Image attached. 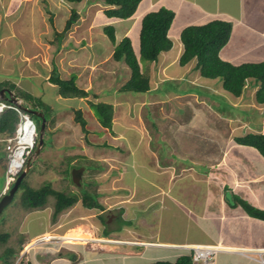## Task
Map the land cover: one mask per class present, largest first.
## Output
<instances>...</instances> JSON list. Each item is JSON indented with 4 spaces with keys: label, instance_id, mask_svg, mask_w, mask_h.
I'll use <instances>...</instances> for the list:
<instances>
[{
    "label": "rangeland",
    "instance_id": "obj_1",
    "mask_svg": "<svg viewBox=\"0 0 264 264\" xmlns=\"http://www.w3.org/2000/svg\"><path fill=\"white\" fill-rule=\"evenodd\" d=\"M107 7L110 6L104 0H82L76 4L67 0H0V82L16 83L18 86L12 90L14 92H20L17 89L33 85L40 99L49 103L51 111L44 110L42 106L36 108L44 113L47 112L50 118L52 113L57 111V107L63 109L61 111L64 113L69 110L68 104L77 105V100L60 97L59 86H49L47 80L44 79V72H42V78L34 79L32 71L37 67V63L43 71L50 69L49 72L56 66L61 76L64 75L69 79L74 76L76 83L79 79L78 72H90L89 63H96L98 74L96 77L100 81L104 80L103 82L108 86L113 81L111 86H116L119 90L130 78L123 80L124 76L121 77V75L124 72L122 71H120L121 74L117 73L113 76L106 74V69L109 70L112 66L119 67V65L117 62L111 65L114 59L109 53L116 44L104 32V27L115 26L117 43L126 28H124V21L105 14ZM72 8H76L79 17L59 43L54 38V30L64 29ZM51 16H53V22L50 20ZM128 34L133 43H136L138 40L137 25L136 27L132 25ZM52 60L54 62H51ZM145 62L143 61V66L147 70L148 64ZM128 69V72H131L130 67ZM120 79L122 81L117 82ZM180 84L181 82L166 81L162 84L163 89L161 88L160 91L180 90L182 88L179 86H184ZM248 87L250 88L247 83L245 88ZM196 88L198 91L207 93L204 86ZM125 92L135 97H129V100L123 102L126 117H122L121 122L116 117V122L119 121L122 127L117 125L114 130L110 129L112 134H108L107 140L112 144L111 147L96 149L95 152L90 153L86 142L76 139L75 141L80 143L76 145L78 148L75 147V150L67 149L66 152L64 146L59 152L58 148H51V153L41 152L35 159L31 171L26 176V181L30 186L38 189L48 183L53 189L67 191V193L74 192L80 197L74 205L61 211L55 217L56 198L53 194L48 195L44 208L28 210L21 202L24 192V188L21 187L0 214V232L9 234L7 242H0V264H147L150 262L148 257L132 259L131 254L124 256L123 252L126 248L137 251L141 247L123 244L113 239L123 240L124 237H134L139 234L150 239L157 237L172 240L182 239L181 237L185 235V221L180 216L175 215L170 220L166 217L169 215L168 212L165 211V216L161 220L156 219L159 223L154 226L155 219L152 210H145L144 207L146 203L148 204V200H153L151 196L153 193H158L161 187L169 184L170 173L176 175V179L179 180L188 178L187 174H183L178 168L179 161L183 163L191 161V157L188 156L185 159L179 158L182 155V140L187 137L182 136L180 139L181 125H177L178 130L174 125L176 122L174 118L180 119L183 115L177 109L170 113L171 105L175 108L176 104L170 98L169 101L161 103L160 107L152 100L150 109L144 108L142 113L139 111L141 105L136 100V95L140 101L142 100L139 95L141 93L124 91L122 94L124 95ZM210 92L213 91L210 90ZM182 93L185 92L180 94L183 95ZM85 100L86 108L89 110L91 107L95 111L92 106L93 101ZM23 101L27 103L24 99ZM250 105L244 108L247 115L250 113ZM74 111L76 113V110ZM160 116L162 122L159 121ZM35 119L39 125L41 118L37 116ZM113 119L115 121V116ZM201 122L194 123L198 124L196 126L198 128L194 127L192 135L199 139L192 138L188 148L192 152L195 148L202 147V151L212 153L214 157L218 150L217 141L212 142L209 139L201 141L202 131L207 130L201 127ZM154 124H157V128ZM120 129L125 130V135L126 132L130 133L129 136L126 135L127 137L132 136L133 138L125 139L126 136L119 134ZM211 130L217 134L218 126H211ZM225 133L229 135L228 131ZM95 134L101 136L102 132H95ZM48 135L49 132L45 134L46 146L43 151L49 150L52 146ZM80 135V132L76 134V136ZM75 141L73 143H78ZM100 141L103 140L100 139ZM137 142L140 143V148L137 147ZM34 151L35 147L32 154ZM200 154L193 153L194 157H200ZM71 155L77 159L70 160ZM60 157L63 163H60ZM44 162H47V166ZM81 167H83L82 176L80 181H77L73 171ZM6 168L7 157L5 171ZM171 169L174 172L170 171ZM212 170L213 168L209 173H201V176L198 174L200 179H210L208 180L209 189H213L212 184L219 182L220 178L217 171ZM94 190L99 191L97 201L104 206L103 210L86 206L83 203L82 193L88 191L93 196ZM144 200L146 202L139 203ZM77 224L90 226L93 230L91 237L93 239L83 243L77 239L61 238L62 233L70 227H76ZM45 231L49 232L42 235ZM33 236L36 238H32ZM52 236H60V238H51ZM113 245L115 247H112ZM22 248H24L22 254L16 256ZM9 250L13 253L10 254Z\"/></svg>",
    "mask_w": 264,
    "mask_h": 264
},
{
    "label": "crops",
    "instance_id": "obj_2",
    "mask_svg": "<svg viewBox=\"0 0 264 264\" xmlns=\"http://www.w3.org/2000/svg\"><path fill=\"white\" fill-rule=\"evenodd\" d=\"M160 7L175 12L169 28V37L173 41V46L171 49L161 52L157 60L148 63L146 71L150 75V91L139 94L141 101L136 95V100L141 105L139 111L142 113L144 108L150 109L152 100L155 101L154 103L157 102L158 106L169 101V98L175 101V108L174 105H171L169 111L173 113L177 109L178 112L182 113V118H174L176 120L174 125L177 130V125H181L180 139L182 136L187 137L182 140L183 145L180 142L183 146L181 149L185 152L181 150L182 155L179 158L185 159L188 156L191 157V161L188 163L179 161L180 166L178 168L183 174H187V179H176V175L170 173L169 184L161 187L158 193H153L151 195L153 200H148V204L146 203L144 207L145 210H152L155 219L154 226L159 223L157 220H161L165 216V211L168 212L169 215L166 217L169 219H173L175 215L180 216L185 221V235L181 237L182 239L171 240L157 237L150 239L138 234L134 237H124L118 242L141 247L137 251L131 248L124 250V256L131 254L132 257L130 256V258L132 259L138 257H148L150 261L162 258L176 259L181 254L190 251L185 248L187 245L212 244L214 247L220 248L216 252L212 264H264V219L248 214L238 203V199L241 198L253 206L264 209V156L256 147L236 141L237 137L250 132L264 133V104L258 103L256 100L259 84L254 79H248L246 83L249 84L250 88H244L241 95L235 96L224 88L220 78L202 76L195 67L196 59H192L185 65H181L179 62L184 50V44L181 40L182 30L188 25L205 24L215 19L232 23L230 38L219 52L223 60L234 64L264 61V0H141L131 17L118 18L125 23L126 31L122 38L129 35L128 32L132 25L133 27L137 25L138 40L134 43V46L137 47L142 16L151 10H158ZM113 52L114 48L109 53L112 59H114ZM113 61L111 65L117 62L119 67L112 66L109 70L106 69V74L109 73L113 76L122 71L124 72L121 75V77L124 76L122 79H129L131 72H128L129 67L126 62L115 59ZM95 64L89 63L90 72H78L77 85L89 92L87 96L64 97L58 90L60 97L77 100V105L68 104L69 110L64 113L61 111L63 109L57 107V111L53 112L51 118L49 117L46 121L52 146L49 150L43 151L46 146L44 145L41 150L44 154L51 153V148H58L57 151L61 152V148L64 146L66 152L67 149L75 150V147L78 148L76 145L80 143L75 141L76 139L84 140L90 153L95 152L96 149L102 150L112 146L107 140L108 134H112L111 130H114L115 126L122 127L118 123L119 121L116 122V117L120 122L122 117H126L123 102L129 100V97H135V95L130 96L128 92L123 95L116 86H111L113 81L109 83V86L103 82L104 80L100 81L96 77L98 74ZM38 65L37 63V67L33 68L32 77L34 79L41 77L42 72H44V79L47 80L49 86L58 87L49 81L50 69L47 68V71H43ZM82 73H84L83 76ZM62 77L67 78L64 75ZM113 79L115 81L116 77L114 76ZM122 79L117 82H121ZM166 81L181 82L180 85L184 86H179L182 88L180 90L169 92V90L164 89L161 92V86ZM198 86H204L207 93L198 91L196 88ZM22 90L33 94L35 97H40L33 85L27 88L23 87ZM181 92L185 93L181 95ZM171 94L173 95L171 96ZM85 99L93 101V103L102 101L113 104L115 121L113 119L111 130L100 123L99 117L91 107L89 110L86 108ZM249 105L251 108L247 115L244 108L249 107ZM74 110H81L83 113L87 132L81 123L77 122ZM233 110L236 112H232ZM161 118L160 116V122H162ZM199 121L201 127L207 129L206 131L201 130L203 133V136L200 133L201 141L205 139L212 142L217 141L218 150L214 157L212 153L202 151V147L195 148L192 152L188 148L192 138L199 139V137L192 135L193 130L198 128L196 127L198 124L195 125L194 123ZM213 125L218 126L217 134L211 130ZM88 127L93 129L90 128V130ZM154 127L157 128V124H154ZM226 131L229 132V135L225 133ZM78 132H80V136H76ZM95 132H102V135L98 136ZM119 134L122 136L130 135L128 132L125 135V130L122 129H120ZM127 136L124 137L127 140L133 138ZM74 141L78 143L75 144ZM4 146L5 143L0 140V200L4 195L2 191L5 185L6 153ZM137 147L140 148L139 142H137ZM193 153L201 154L200 157H194ZM73 155L70 156V160L75 161L77 158ZM59 160L60 163L64 162L61 157ZM46 163L44 162L45 166H47ZM212 168V171H217L220 178L219 182L213 181V189H209L210 182L208 180L210 179H200L198 174L201 176L205 172L209 173ZM170 171L174 172L172 169ZM216 191L217 194H215ZM142 202L144 203L146 200L139 203ZM146 218L148 219L147 216ZM47 232L49 231L42 232V235ZM32 238L36 237L33 236Z\"/></svg>",
    "mask_w": 264,
    "mask_h": 264
},
{
    "label": "trees",
    "instance_id": "obj_3",
    "mask_svg": "<svg viewBox=\"0 0 264 264\" xmlns=\"http://www.w3.org/2000/svg\"><path fill=\"white\" fill-rule=\"evenodd\" d=\"M67 1L75 2L76 4L82 0ZM104 2L110 6L105 9V14L108 17L126 19L135 13L136 7H138L141 0H104ZM78 14L76 8H72L71 13L66 20L64 29L62 31H58L57 29L54 30V38L57 42H61L71 26L77 21L79 17ZM174 16L175 12L165 7H160L158 10H151L144 14L141 18L139 42L137 47L134 46L132 38L129 35L124 36L117 43L115 26L107 25L104 27V32L108 35L111 41L116 44L114 47L113 58L115 60H124L126 65L131 69L130 79L119 89L120 92L131 91L147 93L150 91V75L144 69L143 61H146L145 63L147 64L151 63L158 59L161 52L172 48L173 41L169 37V28L173 22ZM50 20L53 22V16H51ZM231 30L232 23L221 19H215L205 24H192L186 26L181 32V40L184 44V50L179 62L181 65H185L192 59H196L197 63L195 67H197L202 76L207 78H220L224 88L235 96L242 94L248 79H254L259 84V88L256 91V100L258 103L264 104V61L234 64L223 60L219 55L221 48L230 38ZM49 81L59 86L60 94L64 97H81L87 96L89 93L77 85L74 76L70 79L63 78L56 66L50 71ZM3 87L14 90L17 88V84L13 82H0V89ZM17 91H20L16 93L18 95L21 94V96H19L32 107L35 108L42 106L44 110L48 109L49 112L51 111L49 110L51 109V106L42 101L40 97H35L33 94L27 93L22 89H17ZM93 107L101 121L100 123H102L103 126L112 129L115 112L113 104L100 101L93 103ZM45 115L49 119L47 112ZM34 117L37 116L34 115ZM19 120L20 115L14 109L9 108L3 111L0 114V137L3 139L14 134ZM76 120L81 123L83 129L87 132V128L85 127L86 120L82 115L81 110H76ZM39 125L41 126V123H39ZM47 132L48 127L46 128L45 134ZM236 141L241 144L256 147L264 156L263 132H250L244 136L237 137ZM12 186L13 184L11 187ZM21 187L24 188L21 202L28 210L44 208L47 203L48 195L53 194L56 198L54 209L55 217H57L61 211L74 205L80 197L74 192L67 193V191L53 189L48 183L36 189L29 185L26 181V177L22 180L19 189ZM82 194L84 205L97 207L102 210L104 209V206L97 201L98 191L96 192L94 190L93 196H91L88 191ZM238 203L242 205L248 214L264 219V209L253 206L241 198L238 199ZM8 239V233L0 232V242H7ZM23 250L24 248H22L21 251L19 250L16 253V256H20ZM8 252L10 254L13 253L11 250ZM147 264L196 263L192 258V253L188 252L181 254L176 259H156Z\"/></svg>",
    "mask_w": 264,
    "mask_h": 264
},
{
    "label": "built area",
    "instance_id": "obj_4",
    "mask_svg": "<svg viewBox=\"0 0 264 264\" xmlns=\"http://www.w3.org/2000/svg\"><path fill=\"white\" fill-rule=\"evenodd\" d=\"M22 98L16 102L0 99V114L6 109H14L20 115V120L14 134L3 138L7 157V168L5 171V185L2 194H6L17 176L25 167L36 146L39 126L33 115L22 108ZM187 247H189L187 245ZM192 258L196 264H212L218 247L212 244H195L189 247Z\"/></svg>",
    "mask_w": 264,
    "mask_h": 264
},
{
    "label": "water",
    "instance_id": "obj_5",
    "mask_svg": "<svg viewBox=\"0 0 264 264\" xmlns=\"http://www.w3.org/2000/svg\"><path fill=\"white\" fill-rule=\"evenodd\" d=\"M0 99L16 102L18 97L14 91L10 90L9 88L3 87L0 89ZM22 108L41 118V126H40L38 143L36 145L33 156L28 159L26 166L24 167L22 172L18 175V177L16 178L15 182L13 183V186L10 188V190L7 192V194H5L1 198V200H0V213L2 212L3 208H5L15 197L22 180L30 172L31 167L33 166V162L35 161V158L39 155V153L41 152V150L43 149V147L45 145V132H46V128H47V122H46L47 117H46L45 113L40 109L31 108V107L25 106V105H22ZM73 172H74L75 180L80 181L79 179L82 176L83 167H81L79 169H74Z\"/></svg>",
    "mask_w": 264,
    "mask_h": 264
},
{
    "label": "bare ground",
    "instance_id": "obj_6",
    "mask_svg": "<svg viewBox=\"0 0 264 264\" xmlns=\"http://www.w3.org/2000/svg\"><path fill=\"white\" fill-rule=\"evenodd\" d=\"M62 235L63 236H61V238L77 239V240L82 241L84 243L87 240L93 239V238H91L93 236V230L91 229L90 226H87L85 224H77L76 227H74V228L73 227L68 228L64 233H62ZM107 240H110V239L107 238ZM29 244H30V242H29Z\"/></svg>",
    "mask_w": 264,
    "mask_h": 264
},
{
    "label": "clouds",
    "instance_id": "obj_7",
    "mask_svg": "<svg viewBox=\"0 0 264 264\" xmlns=\"http://www.w3.org/2000/svg\"><path fill=\"white\" fill-rule=\"evenodd\" d=\"M247 84V83H246ZM246 86V85H245ZM7 88V87H6ZM245 88V87H244ZM16 93V92H15ZM17 94V93H16ZM17 97H19V98H22V97H20L18 94H17ZM4 100V99H3ZM8 101V100H7ZM10 102H12V101H10ZM23 105H25V106H29V107H31V108H34V107H32L31 105H29L28 103H25L24 102V104ZM36 108V107H35ZM31 113V112H30ZM32 114V113H31ZM33 115V117H34V114H32ZM35 118V117H34ZM48 119V118H47ZM39 126V125H38ZM39 133H40V126H39ZM38 138H39V135H38ZM0 140H2L3 141V139L2 138H0ZM5 143V142H4ZM36 145H37V143H36ZM35 148H36V146H35ZM4 150H5V146H4ZM6 152V151H5ZM33 156V155H32ZM26 166V165H25ZM24 169V168H23ZM22 172V171H21ZM20 172V173H21ZM18 177V176H17ZM15 182V181H14ZM10 190V189H9ZM7 194V193H6ZM195 245V244H194ZM190 247V246H189ZM189 247H185L187 250H190L189 249ZM220 249V248H219ZM189 252H191V250L189 251ZM192 253V252H191Z\"/></svg>",
    "mask_w": 264,
    "mask_h": 264
}]
</instances>
